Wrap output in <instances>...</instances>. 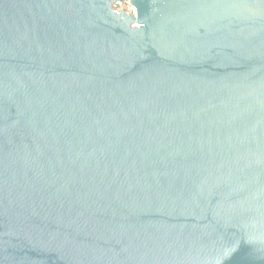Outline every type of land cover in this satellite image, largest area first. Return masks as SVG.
I'll return each mask as SVG.
<instances>
[{
    "label": "water",
    "instance_id": "1",
    "mask_svg": "<svg viewBox=\"0 0 264 264\" xmlns=\"http://www.w3.org/2000/svg\"><path fill=\"white\" fill-rule=\"evenodd\" d=\"M0 0V264H264V0Z\"/></svg>",
    "mask_w": 264,
    "mask_h": 264
},
{
    "label": "built area",
    "instance_id": "2",
    "mask_svg": "<svg viewBox=\"0 0 264 264\" xmlns=\"http://www.w3.org/2000/svg\"><path fill=\"white\" fill-rule=\"evenodd\" d=\"M112 6L116 10H123L131 16L136 15V8L129 3V0H115V2L112 3Z\"/></svg>",
    "mask_w": 264,
    "mask_h": 264
}]
</instances>
